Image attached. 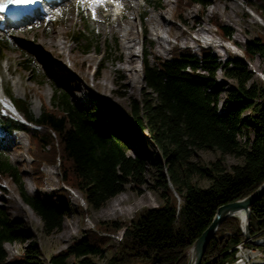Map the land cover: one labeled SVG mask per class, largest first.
Segmentation results:
<instances>
[{"label": "trees", "instance_id": "trees-1", "mask_svg": "<svg viewBox=\"0 0 264 264\" xmlns=\"http://www.w3.org/2000/svg\"><path fill=\"white\" fill-rule=\"evenodd\" d=\"M214 1L177 0L174 18L182 23L186 6L197 4L204 10ZM211 23L219 38L230 41V26L217 17ZM81 36L78 32L71 38L79 43ZM150 50L149 45L143 49V86L139 99L131 101L129 121L110 107L101 108L97 97L83 104L73 96L74 78L65 73L54 76L57 85L51 102L43 104L38 116L26 98L12 99L25 122L0 109V139L15 147L17 132L28 137L36 186H43V166L57 165L62 185L82 197L83 214L104 206L126 185L140 193L148 168L155 172L150 187L159 193L161 203L140 209L127 221L104 220L84 229L80 237L52 254L48 264H99L96 259L105 258L108 249L106 233L118 231L121 239L103 264H186L193 242L217 207L246 197L264 181V85L251 81L245 60L234 56L221 62L203 46L195 54L188 46L174 45L167 58ZM242 54L245 58L264 55V43L247 42ZM219 70L234 83L218 84ZM248 127L252 137L245 130ZM138 129H144V134ZM128 133L139 136L154 152L145 157L129 155L124 137ZM200 149L217 150L219 155L203 164L192 159ZM228 154L242 162L227 169ZM23 178L21 167L0 151V195H8L5 183H9L41 218L45 233L60 231L71 211L68 190L32 194ZM197 179L208 183L201 186ZM4 202L0 198V264H44L37 238L25 221L13 218ZM248 230L252 238L264 234V194L250 206ZM243 241L239 219L225 218L200 264H225L233 257L235 245ZM13 242L24 245L20 255H8L5 244ZM256 247L264 253V245Z\"/></svg>", "mask_w": 264, "mask_h": 264}, {"label": "rangeland", "instance_id": "rangeland-1", "mask_svg": "<svg viewBox=\"0 0 264 264\" xmlns=\"http://www.w3.org/2000/svg\"><path fill=\"white\" fill-rule=\"evenodd\" d=\"M176 4L177 0H63L56 5L57 15L54 17L56 21L52 20L49 23L40 21L28 26H6L8 28L5 31H0V74L3 78L0 84V90L3 92L0 109L23 120L18 116L22 114L15 111L12 99L26 98L31 111L38 116L43 104L51 102L57 85L54 76L65 73L74 78L75 98L86 105L91 97H97L102 103L101 108L110 107L116 114L129 121L131 101L139 99L141 94L143 82L140 61L143 49L148 45L151 52L164 58L169 56L174 45L188 46L195 54H199V46L209 47L221 62L234 56L241 57L251 72V81L264 85V55L256 54L252 58H245L242 54L247 42L258 39L264 43V0H238L236 8L225 0H216L204 10L199 5L192 4L185 7L182 23L174 18ZM114 5H119L120 14H114ZM152 14L167 17L166 23L160 19L157 26L158 33L163 36L161 44L157 42L155 35L151 34L148 19ZM214 17L222 24L230 26L232 30L230 41L221 40L222 45L224 43L226 46L214 47L199 41L200 28L204 26L209 29L210 36L221 39L216 35L215 27L211 23ZM116 24L129 26L135 34L137 43L132 45V50L136 52V57L130 62V66L136 70L135 74L123 70V66L128 63L124 62L126 50L122 48L118 30L120 26ZM56 32L63 44L48 56L50 58L44 59L39 39H51L52 34ZM78 32L82 35L81 40L74 43L71 36ZM229 43L236 45L237 49L229 48L227 46ZM45 52L49 54L47 50ZM28 65L29 68L26 69L25 66ZM131 76L134 77L132 81L129 80ZM215 80L218 84L234 83L233 80L226 78L221 70L216 72ZM4 102L12 104L15 110L5 111ZM246 113L247 111L243 114ZM245 130L249 132L250 137L253 136L249 127ZM138 131L141 134L145 132L144 129ZM16 137L18 146L15 147L0 139V151L9 157L13 164L21 167L26 190L32 194L52 195L55 190L66 188L71 195V211L65 217L62 229L53 234L44 232L41 218L29 206L30 209L26 207L16 189L9 183H5L8 195H0V198L6 200L4 204L9 208L13 218L25 221L37 238L44 264H48L52 254L80 237L84 229L94 228L97 222L127 221L140 209L161 203L159 193L150 187L155 179V172L148 168L146 183L140 193L126 185L124 191L108 199L104 206L99 209L90 208L83 214L79 207L80 203L85 207L82 197L79 192L62 185L57 165H44L43 186L40 189L36 186L30 170L32 158L29 154L28 137L21 131L16 133ZM124 137L129 155L140 154L145 157L146 154L154 152L151 146L141 143L139 136L128 133ZM240 139L243 141V136H240ZM218 155L217 150L200 149L196 150L192 159L207 164ZM241 162L242 158L228 154L225 156L224 165L229 169L230 165ZM197 182L201 186L208 183L204 179H197ZM115 201L117 205L114 204ZM121 234L122 231L106 233L110 238L108 249L105 251V258L96 259L99 264H103L112 254L121 239ZM5 248L9 256H15L22 253L24 245L19 242L6 243Z\"/></svg>", "mask_w": 264, "mask_h": 264}, {"label": "bare ground", "instance_id": "bare-ground-1", "mask_svg": "<svg viewBox=\"0 0 264 264\" xmlns=\"http://www.w3.org/2000/svg\"><path fill=\"white\" fill-rule=\"evenodd\" d=\"M61 1H63V0H61ZM225 2H228L233 8H236L238 0H225ZM56 5H57V3L53 4L51 9H49V5H45L44 6V13L47 11L48 14L52 15L53 17H56V15H57ZM117 9H119V5H114L113 6L114 14L118 13ZM39 11H40L39 9L33 10L32 11V17H30L29 15H25L21 19V22L17 21V23L23 24L24 22H29V20L31 21L32 18L33 19L38 18L39 15H40ZM44 13H42V14H44ZM160 19L163 22H165V23L167 21V17L166 16H162V15H159V14H152L151 17H149V19H148L149 25H150L151 34L155 35L156 40H157V42L159 44H161V41L163 40V36L160 35V33H158V29H157V26L160 23ZM2 22L4 23V27H6L8 25V22H6V20L2 21ZM116 25L120 26L119 24H116ZM118 30L120 31L122 48L126 50L125 61L124 62L128 63V65H124L123 66V70H128L132 74L133 73L135 74V71H136L135 68L133 66H130V62L136 57V52L134 50H132V45L137 43L136 38L134 36L135 34H134V32L131 31L130 27L127 26V25L118 27ZM200 32H201V37H200L201 40L200 41H202L204 45H210V46H214V47H222L224 45V43L222 45V41L223 40L221 41L220 39H214V37L212 35L211 36L209 35L210 31H209V29L207 27H205V26L201 27L200 28ZM39 42H38L40 44L39 47H41V49L43 50V52H42V50H41V52H42V56L45 57L44 59L50 58L48 56L52 52L57 50V48H60L62 46V44H63V41L61 39H59L58 32H56L55 34L53 33L52 36H51V39L47 40V39L43 38V39H39ZM224 46H226V45H224ZM227 46L229 48L237 49V46L234 45L233 43H229V44H227ZM45 50H47L49 52V54L47 52H45ZM117 68L120 69L121 67L120 68L117 67ZM133 79H134L133 76H131L129 78L130 81H132ZM2 82H3V78H2V75L0 74V84ZM1 99H3V92H1V90H0V100ZM11 105H9L8 103L4 102L3 109L5 111L9 110V109L10 110H15L16 108L14 109ZM15 111H17V110H15ZM18 116L22 117L20 114ZM27 187L29 188V185H27ZM114 204L117 205L118 203L115 201ZM26 207L28 209H30L28 206H26ZM236 215L239 217L240 221L242 223H244V221H245L244 212L242 210H240V211H238L236 213ZM256 264H261V261L259 259H257L256 260Z\"/></svg>", "mask_w": 264, "mask_h": 264}, {"label": "water", "instance_id": "water-1", "mask_svg": "<svg viewBox=\"0 0 264 264\" xmlns=\"http://www.w3.org/2000/svg\"><path fill=\"white\" fill-rule=\"evenodd\" d=\"M168 185L170 186L169 183ZM263 194L264 181L246 197L218 206L209 225L193 242L190 248V255L186 264H200L206 246L210 239L214 237L215 231L219 224L229 216H237L236 213L240 210L244 212L245 216L244 223H241V231L244 235L245 240L249 244L254 245L255 247L264 245V234L261 237L252 238L248 230L250 221V206ZM237 218L239 217L237 216Z\"/></svg>", "mask_w": 264, "mask_h": 264}, {"label": "built area", "instance_id": "built-area-1", "mask_svg": "<svg viewBox=\"0 0 264 264\" xmlns=\"http://www.w3.org/2000/svg\"><path fill=\"white\" fill-rule=\"evenodd\" d=\"M257 259L264 264V253L245 240L235 245L233 257L225 264H256Z\"/></svg>", "mask_w": 264, "mask_h": 264}, {"label": "snow or ice", "instance_id": "snow-or-ice-1", "mask_svg": "<svg viewBox=\"0 0 264 264\" xmlns=\"http://www.w3.org/2000/svg\"><path fill=\"white\" fill-rule=\"evenodd\" d=\"M9 2L17 5H26L35 3L36 0H9ZM0 11H3L2 7H0Z\"/></svg>", "mask_w": 264, "mask_h": 264}]
</instances>
